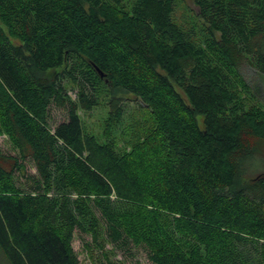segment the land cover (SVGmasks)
Returning <instances> with one entry per match:
<instances>
[{
  "label": "trees",
  "instance_id": "1",
  "mask_svg": "<svg viewBox=\"0 0 264 264\" xmlns=\"http://www.w3.org/2000/svg\"><path fill=\"white\" fill-rule=\"evenodd\" d=\"M185 1L0 0L9 264H82L77 232L152 264H264V98L244 72L264 79V0Z\"/></svg>",
  "mask_w": 264,
  "mask_h": 264
},
{
  "label": "rangeland",
  "instance_id": "2",
  "mask_svg": "<svg viewBox=\"0 0 264 264\" xmlns=\"http://www.w3.org/2000/svg\"><path fill=\"white\" fill-rule=\"evenodd\" d=\"M186 0L185 2H188ZM190 3V1H189ZM188 3V4H189ZM193 8H196L194 5ZM176 17L179 21L186 24L189 20V12L183 4L179 5L176 11ZM245 75L248 81L253 85H259L262 88V98H264V79L263 76L257 72L252 66L246 65L244 67ZM72 97H76V89H69ZM142 106L139 101H129L126 103L124 124L125 135L127 138L131 136V125L135 119L141 118ZM53 118L51 124L55 126L58 122L66 118V113L60 109H53ZM144 114V113H143ZM81 115L85 121L86 128L90 131L99 134L102 130V121L105 117V111L103 109H94L88 113L81 111ZM0 151L3 153H16L9 137L6 134H0ZM28 173L34 174L36 172L35 167L31 162H28ZM91 241L90 235H82L79 232L75 234L73 241L74 248L82 261V264H97L100 261L108 262V264H152L146 252L142 248L130 246L129 249H124L118 246H114L108 241L103 242L104 246H95L92 251L86 247V242ZM107 256V258H106ZM106 262V263H107ZM0 264H9L0 248Z\"/></svg>",
  "mask_w": 264,
  "mask_h": 264
},
{
  "label": "water",
  "instance_id": "3",
  "mask_svg": "<svg viewBox=\"0 0 264 264\" xmlns=\"http://www.w3.org/2000/svg\"><path fill=\"white\" fill-rule=\"evenodd\" d=\"M101 75H103V74H101Z\"/></svg>",
  "mask_w": 264,
  "mask_h": 264
}]
</instances>
